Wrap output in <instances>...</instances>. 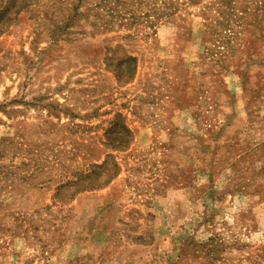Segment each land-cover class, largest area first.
<instances>
[{
    "label": "rangeland",
    "instance_id": "1",
    "mask_svg": "<svg viewBox=\"0 0 264 264\" xmlns=\"http://www.w3.org/2000/svg\"><path fill=\"white\" fill-rule=\"evenodd\" d=\"M0 264H264V0H0Z\"/></svg>",
    "mask_w": 264,
    "mask_h": 264
}]
</instances>
